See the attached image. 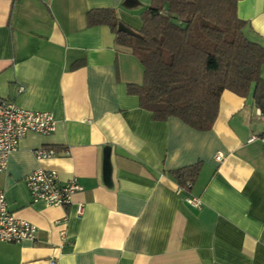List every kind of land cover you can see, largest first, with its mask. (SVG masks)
Here are the masks:
<instances>
[{
    "label": "crops",
    "instance_id": "1",
    "mask_svg": "<svg viewBox=\"0 0 264 264\" xmlns=\"http://www.w3.org/2000/svg\"><path fill=\"white\" fill-rule=\"evenodd\" d=\"M151 2L0 0V98L55 119L50 134L27 131L0 171L7 210L36 226L33 239L0 241V264H264V115L252 88L222 90L207 129L156 118L129 89L143 82L140 60L87 21L108 9L136 32ZM236 13L264 46V0H236ZM37 148L54 154L37 160ZM194 165L185 189L174 173ZM38 168L76 177L70 204L32 202L23 178Z\"/></svg>",
    "mask_w": 264,
    "mask_h": 264
},
{
    "label": "trees",
    "instance_id": "2",
    "mask_svg": "<svg viewBox=\"0 0 264 264\" xmlns=\"http://www.w3.org/2000/svg\"><path fill=\"white\" fill-rule=\"evenodd\" d=\"M135 35L117 29L108 9L87 13L89 25L107 24L115 41L131 48L143 66L141 85H129L156 118L176 116L197 129L211 126L218 98L228 89L252 90L264 115V46L244 34L246 22L236 0H152ZM194 165L174 173L185 189L195 178Z\"/></svg>",
    "mask_w": 264,
    "mask_h": 264
},
{
    "label": "built area",
    "instance_id": "3",
    "mask_svg": "<svg viewBox=\"0 0 264 264\" xmlns=\"http://www.w3.org/2000/svg\"><path fill=\"white\" fill-rule=\"evenodd\" d=\"M54 129L55 119L49 111L25 109L12 101L0 98V171L6 166L8 154L17 149L19 139L27 131L47 135ZM53 154L52 149L33 150L37 160L51 157ZM216 157L219 158L220 155ZM23 180L32 202L43 201L47 205H68L73 194L80 189L75 176L60 182L54 169H35L27 173ZM185 201L193 206L200 204V200L195 196H188ZM82 212L83 203L78 202L75 213L80 216ZM59 233L62 236L64 230ZM35 234L36 226L33 223L17 218L7 210L4 191L0 188V241L17 243L22 239H33ZM48 264H58L57 258L51 256Z\"/></svg>",
    "mask_w": 264,
    "mask_h": 264
},
{
    "label": "water",
    "instance_id": "4",
    "mask_svg": "<svg viewBox=\"0 0 264 264\" xmlns=\"http://www.w3.org/2000/svg\"><path fill=\"white\" fill-rule=\"evenodd\" d=\"M126 1H128V0H126ZM117 29L119 31H123V32H125V33H127L129 35H135L136 34L133 30H131L130 28H128V27H126V26H124L122 24H118Z\"/></svg>",
    "mask_w": 264,
    "mask_h": 264
}]
</instances>
